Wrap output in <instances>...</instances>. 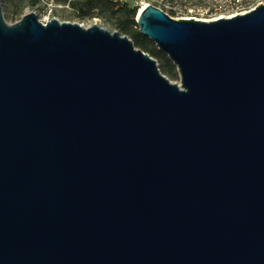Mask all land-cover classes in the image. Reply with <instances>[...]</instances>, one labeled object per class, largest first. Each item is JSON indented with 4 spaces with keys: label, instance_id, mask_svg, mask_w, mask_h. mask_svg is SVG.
<instances>
[{
    "label": "water",
    "instance_id": "1",
    "mask_svg": "<svg viewBox=\"0 0 264 264\" xmlns=\"http://www.w3.org/2000/svg\"><path fill=\"white\" fill-rule=\"evenodd\" d=\"M125 34L0 6V264H264V2L148 4Z\"/></svg>",
    "mask_w": 264,
    "mask_h": 264
},
{
    "label": "rangeland",
    "instance_id": "2",
    "mask_svg": "<svg viewBox=\"0 0 264 264\" xmlns=\"http://www.w3.org/2000/svg\"><path fill=\"white\" fill-rule=\"evenodd\" d=\"M171 2V6L167 5L163 9L173 18L214 19L218 16H229L247 11L264 0H242L243 5L239 11L231 5L230 0H171ZM145 3L157 5L155 0H146ZM0 6L4 18L9 23L33 11L43 22L55 17L60 21L77 22L83 26L95 23L111 31L116 30L127 35L136 47L154 57L160 71L170 80H179L177 69L167 55L158 50L155 43L148 37L144 36L147 41L139 37L141 34L136 23L137 13L128 18L127 10L105 0H0ZM168 64L173 66L175 77L168 76L166 72Z\"/></svg>",
    "mask_w": 264,
    "mask_h": 264
},
{
    "label": "built area",
    "instance_id": "3",
    "mask_svg": "<svg viewBox=\"0 0 264 264\" xmlns=\"http://www.w3.org/2000/svg\"><path fill=\"white\" fill-rule=\"evenodd\" d=\"M108 1L111 2L112 4H114L115 6H122L124 4L130 5V6H135L138 8V10L141 9L142 7L148 5L147 3H145L146 0H108ZM155 1L157 2L156 7L160 8L164 11L163 7L167 6L165 0H155ZM237 1L238 0H236V2ZM66 6H68V4ZM234 8L238 11L240 10L239 5H235ZM242 12H244V11H242ZM242 12H239V13H242Z\"/></svg>",
    "mask_w": 264,
    "mask_h": 264
},
{
    "label": "trees",
    "instance_id": "4",
    "mask_svg": "<svg viewBox=\"0 0 264 264\" xmlns=\"http://www.w3.org/2000/svg\"><path fill=\"white\" fill-rule=\"evenodd\" d=\"M105 1H107V2L109 3L108 0H105ZM230 1H231V5H232V6L239 5V7H241V5H243V4H242V0H238L237 2H236V0H230ZM165 2H166V4H167L168 6H171V5H172L171 0H170V1H169V0H165ZM110 3H111V2H110ZM111 4H112V3H111ZM119 7H122V8H124L125 10H127L126 12H127V17H128V18H129V17H133V16L137 13V11H138V8H137V7H135V6H130V5H127V4H124V5L119 6ZM124 31H125V30H124ZM139 37H142V38H144L145 41H147V39H146L144 36L140 35ZM166 72H167L168 76H170V77H175V76H176V75L174 74V72H173V66H172L171 64H168V67L166 68Z\"/></svg>",
    "mask_w": 264,
    "mask_h": 264
},
{
    "label": "bare ground",
    "instance_id": "5",
    "mask_svg": "<svg viewBox=\"0 0 264 264\" xmlns=\"http://www.w3.org/2000/svg\"><path fill=\"white\" fill-rule=\"evenodd\" d=\"M143 9V7L140 9V10H142ZM202 19V18H201Z\"/></svg>",
    "mask_w": 264,
    "mask_h": 264
}]
</instances>
